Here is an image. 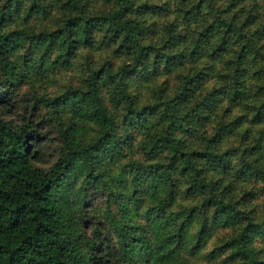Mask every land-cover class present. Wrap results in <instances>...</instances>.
I'll list each match as a JSON object with an SVG mask.
<instances>
[{
  "label": "trees",
  "instance_id": "trees-1",
  "mask_svg": "<svg viewBox=\"0 0 264 264\" xmlns=\"http://www.w3.org/2000/svg\"><path fill=\"white\" fill-rule=\"evenodd\" d=\"M95 58L87 81H49ZM40 93L56 95L46 116ZM194 248L264 264V0H0V264H177Z\"/></svg>",
  "mask_w": 264,
  "mask_h": 264
},
{
  "label": "clouds",
  "instance_id": "clouds-1",
  "mask_svg": "<svg viewBox=\"0 0 264 264\" xmlns=\"http://www.w3.org/2000/svg\"><path fill=\"white\" fill-rule=\"evenodd\" d=\"M115 49H113L114 51ZM18 55H23V53H18ZM60 55L59 52H57L56 54L53 55L52 57V61H49L48 63L51 64L53 61L56 60V57ZM81 56H85V52H81ZM105 60H107V57H105ZM130 61L125 60L124 58H121L120 60L115 62V68L122 66L124 63H129ZM77 64L79 65H84V68L81 71H73L70 73H61L60 75L57 76H51L49 77V81L51 83H54L59 89H67L69 88L70 85V81L75 77L78 80H84L87 81L88 80V76L91 75L93 72H98L99 71V65L100 62L97 60V58L94 59L91 68L89 69V67L87 65H85V61L84 59H80ZM113 68V69H115ZM107 70V68H106ZM82 73H86V74H82ZM167 79V77H161L159 79V83L160 84H164V81ZM80 85H76V88H79ZM27 91V89H26ZM132 91H129L127 98V101L131 102L132 106H135L134 102H133V96H132ZM64 91H60V95H63ZM117 96H120V93H116ZM56 99V95H46L44 93H40L39 94V112L41 114H44L45 116L47 115L48 111L47 109L44 107L45 105H48L49 107H55L54 105H50L47 103L48 100H53ZM36 102V99L33 100L32 102V106H34ZM128 102L125 103H120V107L117 110V115L119 117H123V115H125L128 111ZM31 109V108H30ZM9 120H11L12 118H8ZM87 119V118H85ZM81 124H83V120L80 121ZM83 129V128H82ZM73 130H75V126L73 127ZM98 131V130H97ZM93 136L94 133L92 134ZM144 137L141 136L137 139L136 144L134 145V148L138 147L141 142L143 141ZM50 140H57L60 141L61 138L59 136H53L50 138ZM64 140H66V137H64ZM42 147H50L52 150H56L59 148H65V143L63 141L59 142V143H51L48 144L47 142L43 145H41ZM100 150V145H97V151ZM154 150V149H152ZM46 156H53V152H47ZM61 159V155L60 154H56L53 156L52 161L50 164L48 165H39V164H35L36 169H40L42 170L45 174L48 173L54 166H56ZM99 159V157L97 158ZM34 163V161H33ZM128 161H124L122 164H118L116 165V167L114 169H112L111 171L107 168L104 169V172L106 175L108 176H119L120 175V169L123 168L124 165L128 164ZM152 163H157V161H152ZM84 184V178L81 177L80 179V183L78 185L82 186ZM145 211H147V208H145ZM249 211H251V209H249ZM180 244L177 246V248L175 249V251H173L171 253V255H175L176 252H179L183 247H184V243H183V236H181L180 238ZM211 251V248L207 249V250H200L199 248H194V249H190L187 251L182 252L181 256L178 258L177 260V264H207V262L203 259L205 256L208 255V252ZM262 259H264V257H262Z\"/></svg>",
  "mask_w": 264,
  "mask_h": 264
},
{
  "label": "rangeland",
  "instance_id": "rangeland-1",
  "mask_svg": "<svg viewBox=\"0 0 264 264\" xmlns=\"http://www.w3.org/2000/svg\"><path fill=\"white\" fill-rule=\"evenodd\" d=\"M54 88H57V86L54 84Z\"/></svg>",
  "mask_w": 264,
  "mask_h": 264
}]
</instances>
